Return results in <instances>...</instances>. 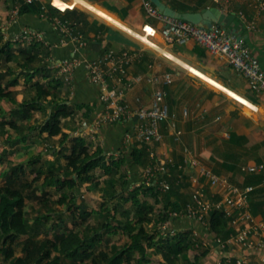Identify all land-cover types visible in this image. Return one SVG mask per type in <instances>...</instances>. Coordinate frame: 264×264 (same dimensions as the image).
I'll return each instance as SVG.
<instances>
[{
    "label": "crops",
    "instance_id": "obj_1",
    "mask_svg": "<svg viewBox=\"0 0 264 264\" xmlns=\"http://www.w3.org/2000/svg\"><path fill=\"white\" fill-rule=\"evenodd\" d=\"M38 1L53 5V0ZM60 1L73 2L72 0ZM84 1L113 18L120 26L82 6L70 10V12L78 10L84 13L88 22V25H79V31L77 30V32H83L82 34L87 40L86 45L79 48L73 41L64 39L55 30L53 22L42 16L27 14L13 17L9 9L11 4L8 2L0 4V30L4 34L5 41L11 43L13 53H15L13 47H19V50L35 42L48 46L50 55L45 59L43 65L58 70V76H61L59 66L74 57L90 61L104 57L111 50L136 53L137 57L129 67L122 86L125 102L134 112L140 107H148L151 103L154 87L146 80L151 77L163 79L170 75L173 82L169 85H161L167 93L170 118L162 127L164 140L155 144L151 151L155 154V164H164L166 172H170L169 166L179 165L180 189L171 201L178 204L182 211L170 214L166 221H161L157 226L155 222L147 226L153 227L164 237L173 238L178 234H186L193 243L187 251L191 264H238V260H243V264H264V249H246L233 237L236 232L247 229L250 231V240L255 244L263 240L264 171L253 173L249 171V168L264 164V94L253 92L242 74L230 66L226 60L213 55L200 43L194 40L185 44L167 43L159 31L162 25L147 15L143 0ZM161 1L180 13L201 12L206 8H218L226 15H234L235 20L227 29L250 49L264 69V0ZM145 27H152L155 31L150 37L151 42L149 43L133 35L141 33ZM28 31L37 32L42 41H15V38ZM19 59L21 58L19 57ZM187 67L237 95L243 101L245 100L248 106L197 76ZM138 77H143V80L136 82ZM20 78H23L24 85H26L25 78ZM9 80L11 79L6 78L4 83L6 84ZM19 85L20 81L16 87L10 88L14 92L16 103L0 99V122L6 124L5 133L0 129V157H4L3 163L0 164V180L3 181V185L5 184V173L11 166L26 164L21 161L16 164L8 161L9 154L22 153L23 161L29 160L27 163L40 157L41 164L60 159V164L65 165L66 160L59 154L63 150L64 153L69 151L70 144L63 142L62 139L63 134H67L71 137H89L90 140L87 142L92 143L94 149L97 147L102 149L107 159L119 156L126 159L128 173L125 179L128 180L129 187L124 192H132L142 184L147 186L140 178L144 169L134 162L131 155L135 147L141 148L142 146L135 141H125V134L130 124L123 122L105 125L95 133V136L90 135L82 127L84 121L96 119L97 114L104 106L101 100V89L89 82L84 64L77 69L71 84L63 81L57 100L68 105L71 115L62 119L61 134L52 138L48 137L47 133L43 135L33 133L26 143L12 144V141H15L21 133L7 125L9 121L17 120L19 127L24 129L23 134L26 135L29 134L30 127H38L46 120L45 114L42 112H35L32 119L25 122H22L18 115H13V111L18 110L21 104L32 97L20 100L15 94V89ZM51 100L52 98H49L46 103H50ZM81 106H89L92 110L89 119L85 118L87 107ZM51 113L52 109H48V114ZM40 117H43L41 123L38 122ZM75 117L78 119L72 122ZM53 141H56L57 144H52ZM9 150L12 152L10 153ZM194 159L232 185L241 189L253 188L249 211L254 218L252 226L257 230H251V223L241 221L237 223L235 218L227 217L225 214L220 219L219 225L215 224L212 214L202 222L186 215L184 211L191 202L194 189L205 183L203 179L196 177V170L191 166ZM32 170L30 168L31 172ZM260 177L262 180L258 181ZM33 178L34 173H31L29 179ZM158 178H161V175ZM82 187L84 185H79L76 190L77 204H85L89 210H99L104 200L98 209L91 207L84 200ZM119 189L121 188L119 187ZM34 191L37 196H42L44 191L50 192L53 204L51 207L56 213L69 214L66 204H54L61 196V192H57L54 188H40L31 190L29 193H34ZM206 192L211 199L220 200L224 197L226 188L224 185H216L206 188ZM141 197L153 198L154 202ZM139 199L154 206V213H157L155 214L156 218L165 214L162 201L158 202L155 195L141 192ZM63 206L66 209H62ZM30 208L33 211L32 216L28 211ZM25 211L30 224H33L42 213L46 212V209L36 199L26 201ZM50 223L58 225L59 221L54 218ZM68 226L74 228L71 223ZM118 235L127 238L125 245L131 242L128 236ZM45 237L41 234L37 239L43 240ZM27 238V236H23L15 244V258L23 256L22 244ZM218 240H221L222 244ZM201 250H203L202 253ZM149 257L151 259L149 264H166L162 255L154 253V249H149ZM0 264H3L1 260ZM180 264L185 263L181 260Z\"/></svg>",
    "mask_w": 264,
    "mask_h": 264
},
{
    "label": "trees",
    "instance_id": "obj_2",
    "mask_svg": "<svg viewBox=\"0 0 264 264\" xmlns=\"http://www.w3.org/2000/svg\"><path fill=\"white\" fill-rule=\"evenodd\" d=\"M19 5L20 16H57L62 21L69 22L75 30L81 24L88 25L86 15L78 11L63 13L51 4L45 5L39 1L28 4L21 0ZM17 55L22 61L20 72H0V99L16 103L14 92L10 88L19 84V77H24L25 84L33 91V95L18 110L13 111V115H18L25 122L32 119L35 112H42L46 120L38 127H30L29 134L26 135L17 120L9 121L7 125L21 133L12 144L26 143L33 133H47L50 138L60 135L61 121L71 113L66 103L57 100L64 77L58 76V70L43 65L50 55L48 46L35 42L20 48ZM3 57L7 63L15 60L11 43L5 41L0 30V58ZM11 74L16 76L5 84L6 77ZM49 98H52L51 102L46 103ZM48 109H52L51 114H48ZM91 113L88 106L85 118L89 119ZM5 125L0 122L3 133ZM62 139L70 144L67 153L64 150L60 154L57 152L66 160L65 165L60 164V159L41 164V158L38 157L26 164L13 165L5 173V184L0 187V260L3 264H149V249L162 255L166 264H180L181 260L185 264H191L187 251L193 243L186 234L170 238L155 230L150 233L146 228L153 222L157 226L161 221H166L170 214L182 211L178 204L171 201L180 189L179 165L169 166L170 172L162 174L161 178H156L150 185L142 184L132 192H124L129 187L128 180L125 179L127 161L124 157L107 159L102 149H94L93 144L83 136L63 134ZM131 155L134 162L143 169L154 163L148 146L135 147ZM3 161L4 157H0V164ZM30 168L33 169L32 172ZM97 170L102 172L101 176L96 175ZM31 173H34L32 180L29 179ZM102 178L105 179L101 181ZM259 179L261 181L262 177ZM164 181L170 184L167 192L160 190ZM79 185H88L89 191L103 192L104 202L99 210H89L85 204H77L76 190ZM40 188H54L61 192L54 204H66L69 214L56 213L51 207L50 192L44 191L42 196H37L35 191L29 193ZM141 192L153 194L158 202L162 201L165 210L162 217L156 218L154 206L139 199ZM36 199L46 212L30 224L25 211L26 201ZM211 214L215 224L219 225L223 214ZM54 218L59 221L58 225L50 223ZM68 222L74 228H69ZM41 234L46 237L38 240L37 237ZM118 234L128 236L131 242L122 247L112 244V237ZM23 236L28 237L22 244L23 256L15 258V244Z\"/></svg>",
    "mask_w": 264,
    "mask_h": 264
},
{
    "label": "built area",
    "instance_id": "obj_3",
    "mask_svg": "<svg viewBox=\"0 0 264 264\" xmlns=\"http://www.w3.org/2000/svg\"><path fill=\"white\" fill-rule=\"evenodd\" d=\"M20 1L0 0V4L10 2L13 17H19ZM23 1L32 4L38 0ZM143 5L147 15L162 25L159 31L167 43L185 44L190 40L200 43L213 55L226 60L230 66L242 74L247 79L253 92L264 94V69L259 59L252 54L250 49L234 33L223 26H214L213 29L201 28L181 19L170 18L161 13L151 0H143ZM43 18L53 22L55 30L64 39L73 41L79 48L86 45L87 40L84 35L71 27L69 22L62 21L57 16L49 17L43 15ZM153 32L155 31L152 27H145L141 33H137L136 35L144 38L147 42H151L150 37L153 36ZM24 40H28L29 42L35 40L42 41L41 36L34 31H28L15 38V41L23 42ZM136 57L137 54L134 52H117L113 50L108 51L104 57L98 60L85 61L79 57H74L66 60L59 66L60 75L64 77L67 84H71L77 69L84 64L89 82L99 86L101 89V100L104 106L97 114L96 119L84 121L82 127L90 135L95 136V133L105 125L126 122L130 124V127L125 134V141H135L141 146H148L151 160L154 162L155 154L151 151L152 147L164 140L162 127L170 118L171 113L167 103V93L162 89L161 85H169L173 80L170 75L163 79L148 78L146 80L147 83L154 87L151 103L148 107L144 106L135 112L132 111L125 102L122 86L127 77L128 69ZM142 80L143 77L136 78V82H141ZM177 140H179L178 137ZM156 164L154 162L143 171V179L147 185H150L159 175L167 171L164 164ZM191 166L196 170V177L203 179L205 183L194 189L191 202L186 208L187 216L202 222L212 212H217L225 214L227 217L235 218L237 223L240 221L251 223V230L256 229L252 226L254 218L249 211V201L253 188L241 189L230 184L196 159L192 160ZM249 171L260 173L264 171V164L254 165L249 168ZM198 179L196 180L197 182ZM216 185H224L226 188L224 197L220 200L211 199L206 192V188ZM169 189V183L166 181L161 183L160 190L162 192H167ZM249 233V230L243 229L236 232L233 237L246 249H264V232L262 233L263 240L258 244L250 240ZM218 242L222 244L221 240H218ZM243 263V260H238V264Z\"/></svg>",
    "mask_w": 264,
    "mask_h": 264
},
{
    "label": "rangeland",
    "instance_id": "obj_4",
    "mask_svg": "<svg viewBox=\"0 0 264 264\" xmlns=\"http://www.w3.org/2000/svg\"><path fill=\"white\" fill-rule=\"evenodd\" d=\"M6 3H8V2H6ZM43 4H45V3H43ZM45 5H47V4H45ZM9 9L11 11V7H9ZM78 12L79 13H82L81 11H78ZM13 48H14L13 50H15V53H14L15 60L13 62L7 63L4 57L3 58H0V71L1 72H7L8 70H12L15 73H18L19 72V70H20V64L22 62L21 59H19L20 56L17 55L18 52L16 53V51L18 50L19 47H13ZM15 76L16 75L11 74V75H8L6 78L7 79H12ZM37 78L40 79V77H37ZM19 81H20V85H19L18 88L15 89L16 90L15 94L18 95V98L20 100H23L25 98L31 97L33 95V91L29 87H27L26 85H24L23 78H20ZM77 119H78V117H75L74 119H72V122L73 121H76ZM38 122H40V123L43 122V117H40V119L38 118ZM85 139H87V141L90 140L89 137H85ZM52 144L56 145L57 143L55 141ZM9 151H10V153L12 152L11 150H9ZM91 151H93V150L91 149ZM21 154L18 153V152L15 155L14 154H9L7 156V159H8V161L13 162L15 164L16 163H20V161H21V163L22 162H24V163L26 162L27 163L29 160L25 159V161H23L24 160L23 159L24 157ZM125 170L128 173V166L125 167ZM101 174H102V172L100 170H97L96 171V175L97 176H101ZM140 178H141V180L143 182H145L144 179H143V174H142V176ZM101 180H104V178H102ZM2 182L3 181L0 180V186H3V183ZM87 188H88L87 185H84V187H82V191H83L84 196H85L84 200L91 207L98 209L100 207V204L102 203V200H103V197H102L103 192L102 191H99V192L96 193V192L89 191ZM141 198L142 199H146L147 197H141ZM147 199H150V198H147ZM150 201L154 202V199L151 198ZM62 209H66V207L63 206ZM28 211L31 212V216H32L33 215V211L31 210V208ZM155 214H157V213H155ZM94 223H95V221H93L92 224H94ZM147 228H148V231H150V233L154 232V230H155L153 227H148L147 226ZM111 241H112L111 243L114 242V243L118 244L119 246H124L125 245V242L127 241V238L126 237H123V236H119V235H114L112 237V240ZM202 251L203 250H201V253H202ZM80 264H85V263H80Z\"/></svg>",
    "mask_w": 264,
    "mask_h": 264
},
{
    "label": "water",
    "instance_id": "obj_5",
    "mask_svg": "<svg viewBox=\"0 0 264 264\" xmlns=\"http://www.w3.org/2000/svg\"><path fill=\"white\" fill-rule=\"evenodd\" d=\"M157 9L165 16L181 19L201 28L213 29L214 26L229 28L235 20L234 15H226L218 8H206L201 12L180 13L167 6L161 0H151Z\"/></svg>",
    "mask_w": 264,
    "mask_h": 264
},
{
    "label": "bare ground",
    "instance_id": "obj_6",
    "mask_svg": "<svg viewBox=\"0 0 264 264\" xmlns=\"http://www.w3.org/2000/svg\"><path fill=\"white\" fill-rule=\"evenodd\" d=\"M73 2L72 3H66V2H62L60 0H53V6L55 8H57L58 10H60L61 12H64L66 13L67 11L69 10H75L77 9L78 7L82 6L88 10H90L91 12L93 13H97L99 15H101L102 17L106 18L107 20H109L110 22L116 24V25H119V23L115 22V20L113 18H111L110 16H108L107 14L101 12L99 9L95 8L94 6L88 4L87 2H85L84 0H72ZM120 26V25H119ZM135 37L139 38L140 40L146 42V43H149L147 42L144 38H141L140 36H137L136 34H133ZM189 68V67H187ZM190 69V68H189ZM194 74H196L197 76L205 79L206 81H208L209 83H211L213 86L223 90L224 92H227L228 94H230V96L234 97L235 99L241 101L243 104L247 105L248 106V103L245 102V100L243 101L241 98H239L237 95L233 94V93H230L229 91L225 90L224 88H222L221 86H219L218 84L212 82L211 80H209L208 78H206L205 76H203L202 74L196 72L195 70L193 69H190Z\"/></svg>",
    "mask_w": 264,
    "mask_h": 264
}]
</instances>
